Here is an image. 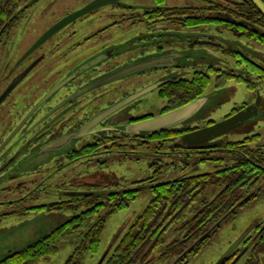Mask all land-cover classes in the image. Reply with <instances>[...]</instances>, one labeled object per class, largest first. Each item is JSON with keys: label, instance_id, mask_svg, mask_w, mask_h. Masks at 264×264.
Segmentation results:
<instances>
[{"label": "flooded vegetation", "instance_id": "af4514ba", "mask_svg": "<svg viewBox=\"0 0 264 264\" xmlns=\"http://www.w3.org/2000/svg\"><path fill=\"white\" fill-rule=\"evenodd\" d=\"M99 1L101 0H82L80 7L73 8L71 12L50 24L28 47L14 40L13 33L21 20L28 21V13L39 0H24L17 10V16L0 30V181L18 180V177L23 175V169L28 166L36 167L41 160L50 162L52 173H55L79 163L104 166L110 160L120 162V153H129L130 157L134 158L137 150L135 146L149 141L152 133L136 134L135 128L134 133H129L128 128L179 108L167 109L169 83L187 79L173 76L159 78L155 84L160 85L155 90L158 97L167 103L157 114H141L132 112V101L115 111L112 110L114 105L130 95L121 94L118 87L121 79L105 81V77L123 67L160 57H167L166 65L155 70L164 72L171 67H177L182 56L178 51L164 48L162 40L168 35L185 36L192 40L193 46H203L214 53L218 44L220 53L227 51L226 46L214 37L221 28L216 25L217 13L214 5L210 4L212 0H205L207 6L203 8L184 7L199 13L191 16L166 14L165 9L170 8L165 6L166 0H151L152 4L115 0L78 15L40 41L63 19ZM120 9H126L128 12H120ZM191 18L197 24L190 25V22L186 21ZM200 19H204L205 23L200 24ZM93 21L96 24L89 30ZM123 22L143 28V32L137 30V33L131 35L130 41L142 37L149 40L148 46L152 49L140 61H137L138 57L134 51L121 55L119 44L106 33L109 32L106 29ZM84 27L88 28V31L80 33ZM212 27L217 29L211 30ZM84 43L86 46L81 49ZM133 46L130 44L129 48ZM123 57L124 60L128 58L127 63L120 62ZM42 67H46L49 72L53 70L50 73L51 79L46 81V84H51L44 92H41L40 86L36 84V72ZM210 68L217 67L209 64L205 71ZM202 71H195L194 74ZM25 97L30 98L27 103L24 102ZM12 99L14 101L10 102ZM210 124L212 123L184 126L187 131L180 135V139L184 134ZM78 132L80 135L65 139ZM53 142H57L54 150L42 152ZM122 143L128 144L129 148L121 149ZM181 148L183 153H195L213 150L214 147L201 150H192L187 146ZM76 178L79 183H75ZM51 179L52 175L48 174L46 178L34 180V184H29V187L25 185V180H20L18 185L26 195L32 196L44 188L45 181ZM60 183L63 187L56 186L55 189L65 195H69V191L89 193L97 190L99 185L81 178L76 173ZM65 183L68 184L63 185ZM79 185L82 187L77 188Z\"/></svg>", "mask_w": 264, "mask_h": 264}, {"label": "rangeland", "instance_id": "374dc122", "mask_svg": "<svg viewBox=\"0 0 264 264\" xmlns=\"http://www.w3.org/2000/svg\"><path fill=\"white\" fill-rule=\"evenodd\" d=\"M81 2L82 0H39L28 13L30 17L28 21L26 22L25 19H23L18 23L13 33L14 40L26 45V47L32 45L50 24L64 14L71 12L73 8L80 7L82 5ZM131 2H146L152 4L151 0H131ZM164 4L166 7L170 8H203L207 6L205 0H166ZM120 12H128V10L120 9ZM95 24L96 22L93 21L89 26V30H91V26ZM135 25H129L127 22L117 23L106 29V31H109L106 33L112 37L115 43L117 42L119 44L121 55L134 51L136 57H138L137 61H140L143 57L148 55L152 47L148 46L149 40L144 37L136 41H130L129 37L137 33V30L138 32H143V28L134 27ZM216 29L217 28H211V30ZM86 31H88V28L84 27L81 29L80 33ZM214 37L220 43H222L220 40L229 43V45L225 44L227 48L226 52L214 53L203 46L195 47L191 44L192 40L185 36L177 37L168 35V37H164V40H162L164 42V48L178 51L179 55L182 56L177 67H171L168 71L164 72L155 70L161 67H155L141 75H138L140 74L138 73L130 75V77L127 76L128 78L125 77L126 79H121V82L118 84L121 94L129 93L128 96L137 94L154 85L155 82L163 76L190 79L195 71H205L209 64L223 69L237 68L235 58L230 51L235 53L240 52L264 66L263 45L253 41L248 42L244 38L237 37L224 28L218 29L217 35H214ZM152 41L154 42L155 39ZM130 44L131 46L134 45L131 49L129 48ZM85 46V43L82 44L81 49ZM127 59L124 60L123 57L120 62L127 63ZM52 71L49 72L46 67H42L36 72V84L40 86L39 89L41 92H44L51 84V82L46 84V81L51 79L52 76L50 73H52ZM39 74L40 78L38 79ZM250 78L255 79L254 76H250ZM112 94L113 93H111V95ZM258 96L260 97V102L257 105V117L227 134L223 140L240 141L258 135L259 139L257 142L253 143L252 148L261 149L264 156V87L260 83L256 85L255 90H249L244 84L235 81H230L223 87L218 88L215 86V74H210V84L204 93V97H207V101L190 121L188 120L189 122L185 124V126H203L208 121L218 123L232 113L234 108L239 110L242 105H254ZM29 100V97L24 98L25 103ZM134 100L132 101V112L141 114H157L161 107L163 105L165 106L167 103L166 100H161L158 97L155 89L146 92ZM13 101L12 99L10 102ZM10 102L9 104H11ZM9 107H11V105H9ZM145 146L146 148H137L140 147V145L135 146L137 150L134 158H124L121 159L120 162L118 160H110L107 161V164L104 166H97L92 163H79L67 168H62L55 173H52L53 167L49 165L50 162L41 160L39 165L33 164L36 167L28 166L23 169L21 171L23 175L18 177V180L0 181V260L4 258L8 251L23 250L27 246L35 243L38 239L54 231L75 214L85 211L87 208L86 204L71 203L72 199H70V196H75L74 193H78L77 191H69L68 193L73 195H65L59 193V191L55 189L56 186L63 187L60 185V182L70 179L75 173L81 178L99 184L95 191H100V193L103 194L108 192L107 190H121L124 187H129L133 181L136 182L150 177L153 171L152 164L155 163L156 157L154 155L156 150L153 148H157L158 145L154 142L153 146ZM169 152L168 147H165L164 159L163 162H160L163 168L160 170V173L156 175L155 180L157 181L164 182L172 180L180 175L195 176L211 173L223 167V165L215 166L213 162L202 163L199 161L202 157L196 154ZM224 158H226V155H224ZM32 160L33 159H31V161ZM226 164L227 162H225L224 165ZM165 165H169L168 170ZM48 174L52 175V179L50 181H45L43 183L44 188L42 187L43 189L38 190V192H35L32 196L26 195L18 185L20 180H22V182L25 180L27 183L25 185L29 187V184H34V180L37 181L41 178H46ZM75 183H79V180L77 179ZM66 184L68 183L63 185ZM79 187L82 186H77V188ZM218 191L219 189L210 190L205 196L206 201H211ZM255 192L257 194L256 199L243 207L234 219L224 220L209 244L196 256L190 257L188 264H216L224 256L245 250V241L255 236L257 226H264V183H262ZM152 199V192L144 189L138 194L136 199L123 210L108 215L109 207H104L98 216H105L106 220L99 250L92 256L88 254L83 255L82 258L78 259L79 264H100L103 258L107 259L120 238L126 233L128 228L134 223L136 218ZM55 203L63 205L70 203L72 205L52 209L44 208L35 211L25 210L41 205L49 206ZM96 219L97 217L95 216L91 219V222H95ZM84 232L85 228L75 235L61 238L58 242L57 254L46 260L40 261L38 264H66V261L74 252ZM182 236L183 234L177 231L168 232L165 237L164 246L174 240L181 239ZM254 241L253 239L248 243V250ZM162 250L163 247L157 249L153 253L149 264H172L175 262L169 261L160 263L158 261V256ZM248 250L244 252V254H246L243 255L236 264H244L246 262L247 258H249ZM260 264H264V255L260 257Z\"/></svg>", "mask_w": 264, "mask_h": 264}, {"label": "trees", "instance_id": "16d2710c", "mask_svg": "<svg viewBox=\"0 0 264 264\" xmlns=\"http://www.w3.org/2000/svg\"><path fill=\"white\" fill-rule=\"evenodd\" d=\"M23 1L0 0V30L17 16V10ZM262 2L264 3V0ZM210 4L215 7L218 28H224L248 42L253 41L264 46V17L249 0H212ZM164 12L170 16L199 14L189 8H167ZM192 20L186 19L190 25L197 24ZM199 23L204 24L205 20L200 19ZM219 48L218 44L216 52L220 51ZM230 52L235 58L237 68L229 70L210 68L195 73L191 79L170 82L167 109L181 107L203 97L210 84V74H215V86L218 88L230 81L242 83L249 90H255L259 83L264 87V66L240 52ZM250 76H254L255 79H251ZM235 111L236 108L232 113ZM183 127L184 125L154 132L151 137L149 136V141L138 144L140 147L137 148L153 146L154 142L158 145L157 148H153L156 150L154 152L156 157L150 177L133 181L129 187L121 190L71 197V203L86 204L84 212L75 214L54 231L23 250L9 254L0 261V264H38L57 254L61 238L75 235L85 228L80 242L66 261V264H79L78 259L83 255L92 256L99 250L106 221L105 216L98 217L100 211L104 207H109L108 215H111L123 210L144 189L152 192L153 199L120 238L103 264H149L153 253L162 247L163 250L158 256L160 263L175 261L172 264H188L190 257L196 256L209 244L224 220L234 219L243 207L256 199L255 190L264 183V156L261 149L252 148L253 143L259 139L258 135L240 141L222 140L213 150L188 152L201 156L199 161L202 163L213 162L215 166L223 165L220 169L195 176L180 175L164 182L155 180L163 168L160 162L164 159V148L168 147L169 153L183 150L181 147L184 145H175L180 135L187 131ZM120 148L127 149L129 145L122 143ZM120 154L122 155L119 157L120 161L131 158L129 153ZM165 166L168 170L169 165ZM213 189L219 191L207 202L205 196ZM70 205L72 204L55 203L51 204L49 209ZM39 209L44 207L36 206L25 210ZM95 216L97 219L92 223L91 219ZM260 227L257 226V232ZM170 231H177L183 236L164 246L165 237ZM250 241L251 238L245 245ZM236 254L237 252L230 255L224 264L229 263ZM248 255L249 258L244 264H260V257L264 255V231L255 237Z\"/></svg>", "mask_w": 264, "mask_h": 264}, {"label": "water", "instance_id": "95a60500", "mask_svg": "<svg viewBox=\"0 0 264 264\" xmlns=\"http://www.w3.org/2000/svg\"><path fill=\"white\" fill-rule=\"evenodd\" d=\"M111 1H115V0H101V1H99V3L91 4V5L83 8L79 12L71 15L70 17L63 19L56 26H54L52 29H50L40 39V41H43L44 39H46L49 35H51L53 32H55L58 28L67 24L72 19H75V17H77L78 15H82V14L88 12L89 10L94 9L95 7L106 5V4L110 3ZM249 1L257 9V11L264 17V3L262 2V0H249ZM220 41H222L226 45H229V43L227 41H223V40H220ZM166 60H167V57H164V58L160 57V58L151 59L148 61L135 63L132 65L123 67V68L115 71L112 75L106 76L105 81H110V80L113 81L116 79H122V78H125V77L133 75V74L149 71V70H151V68L163 67V65H166L165 64ZM163 61H164V64H163ZM101 83H103V81ZM159 85L160 84L157 83L155 85H152V86L142 90L141 92H139L137 94L129 96L128 98H126V99L120 101L119 103H117L116 105H114L112 110L115 111V110L119 109L120 107H123L126 103L133 101L134 99L142 96L146 92H149L151 90L156 89L157 87H159ZM206 101H207V97L199 98V99L194 100V101H192V102H190V103H188V104H186V105H184L178 109L170 111L164 115L154 117V118L146 120V121L139 122V123L133 125V127H129L128 130L127 129L126 130L129 133H134L133 128H135V133L140 134L141 132L152 133V132L163 131V130L170 129L172 127H176V126L181 125L184 122L190 120L202 108V106L206 103ZM259 102H260V97L258 96L256 103L254 105L246 106L245 108L239 110L235 114L223 119L222 121H220L218 123L216 122V123H213L207 127L202 128V129H198V130L184 134L181 138V143L183 145H186V146H188L192 149H195V150L204 149V148H211V147L218 145L220 143L219 138H221L222 136L232 132L233 130H235L241 126H243L248 121L257 117V115H258L257 105ZM86 133L87 132H85V134ZM77 135H80V133L78 132V133L69 135L65 139H71L72 136L75 137ZM214 139H216V140L213 141ZM210 141H213V142H210ZM56 145H57V142H53L50 144V146L44 148L42 150V152L52 151V150H54V146H56ZM74 194H75V197L87 195V193H85V194L74 193ZM45 208H48V206H45ZM16 252H17V250L8 251L3 259H5L9 254L11 255V254L16 253ZM230 255L231 254L222 257L216 264H223ZM239 257H240V255L237 256V258L231 264H235V262L239 259ZM3 259H1L0 261H2ZM104 260L105 259L103 258L102 261L100 262V264H102L104 262Z\"/></svg>", "mask_w": 264, "mask_h": 264}]
</instances>
